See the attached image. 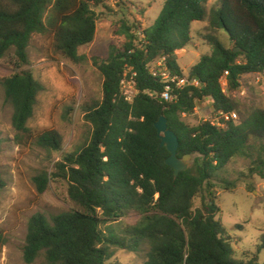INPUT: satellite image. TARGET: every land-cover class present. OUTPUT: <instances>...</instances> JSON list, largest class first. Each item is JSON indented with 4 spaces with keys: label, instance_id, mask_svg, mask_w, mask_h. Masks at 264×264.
Returning <instances> with one entry per match:
<instances>
[{
    "label": "trees",
    "instance_id": "trees-1",
    "mask_svg": "<svg viewBox=\"0 0 264 264\" xmlns=\"http://www.w3.org/2000/svg\"><path fill=\"white\" fill-rule=\"evenodd\" d=\"M210 1L164 0L148 28L122 20L123 46L111 45L104 60L92 58L103 80L101 100L83 106L90 138L78 152L64 155L54 173L42 171L32 178L39 195L51 179L65 180L67 196L78 209L50 217L33 215L22 250L24 263L32 264L44 253L47 264H121L110 262L112 249L137 252L147 246L143 264H264L256 254L235 259L227 231L217 219L220 208L215 197L216 183L233 187L218 174L234 159L248 161V175L264 180V110H253L222 128L207 121L190 126L182 120L206 99L216 116L238 111L224 87L235 92L243 76L264 75V0H217L208 11ZM104 2L0 0V60L10 55L21 69L28 65L32 36L52 34L57 53L73 64L84 62L78 50L93 42L99 19L94 9H108ZM205 21L211 31L225 34L230 47L215 35H205L211 52L201 56L187 75L198 85L177 89L169 81L173 100H162L167 84L150 74V63L164 59L172 77H184L176 52L191 43L192 25ZM127 70L129 76L135 74L137 95L132 102L121 93ZM0 86L12 109L14 131L27 133L43 85L31 72L21 70L0 81ZM161 116L177 137L178 158L195 157L192 167L177 177L164 163L169 153L159 147L154 128ZM36 144L58 152L62 138L45 132ZM4 187L0 173V192ZM198 197L201 206L193 209ZM131 212L140 219L133 226H122L121 220ZM261 251L264 230L256 246V253Z\"/></svg>",
    "mask_w": 264,
    "mask_h": 264
},
{
    "label": "rangeland",
    "instance_id": "rangeland-1",
    "mask_svg": "<svg viewBox=\"0 0 264 264\" xmlns=\"http://www.w3.org/2000/svg\"><path fill=\"white\" fill-rule=\"evenodd\" d=\"M211 0L208 11L217 6ZM108 9L95 8L98 15L96 33L92 43L79 48L78 54L85 57L80 64H73L63 58L53 48V35H33L27 49L28 65L17 69L10 55L0 60V81L21 70L29 71L39 81L44 90L37 98L28 132L17 135L11 125L12 109L4 102L0 86V173L5 187L0 192V264H26L22 259L29 219L41 213L47 217L78 208L67 196L68 184L62 179H51L46 191L39 195L35 191L32 178L42 171L54 173V165L66 154L78 152L89 140L91 127L84 121L83 106L102 97V77L92 63L108 55L111 45L121 48L126 41L121 34L122 20L138 22L142 28L151 26L159 16L164 0H105ZM217 36L230 47L225 34L218 29L211 31L208 22H196L191 27L192 41L183 50L177 51V62L184 76L199 58L211 52L204 36ZM228 95L236 104L237 118L246 116L253 110H264V75H245L240 80V88ZM237 119V120H238ZM190 126L201 122L217 124L219 116L212 113L210 100L199 103L193 114L183 116ZM56 132L62 138V148L58 152L47 151L36 144V139L45 132ZM194 156L186 162L192 167ZM218 178L233 183L225 189L216 183V204L220 208L217 219L224 225L230 238L235 259L258 256L264 261V251L256 253V246L264 230V180L248 175V161L242 158L232 160ZM217 182V181H216ZM193 209L201 206V198L194 200ZM140 219L131 212L121 220L122 226H133ZM116 226V225H114ZM110 262L121 264H143L148 252L142 246L137 252L112 249ZM32 264H47L44 253Z\"/></svg>",
    "mask_w": 264,
    "mask_h": 264
},
{
    "label": "built area",
    "instance_id": "built-area-1",
    "mask_svg": "<svg viewBox=\"0 0 264 264\" xmlns=\"http://www.w3.org/2000/svg\"><path fill=\"white\" fill-rule=\"evenodd\" d=\"M136 34L139 39L141 40L144 39V35L142 31H138ZM149 70H150V74L153 77L158 78L160 79L161 82L167 84L165 86L164 92L160 95V98L166 102H171L173 100V96L170 94V87L168 85L169 81H174L177 89H182L188 84L193 85V86L198 85V82L196 80H193V79L189 80L187 76L180 77V78L177 76L172 77L164 63V59H159L153 63H150ZM128 74H129V71L127 70L124 73V76L120 82V86H121V93L124 96L125 100L128 102H132L135 96L137 95L136 82L134 79L135 74L131 73L130 76ZM227 74L228 73L225 72L223 78L221 79L222 85L226 84L225 76H227ZM219 118L220 120L215 125L221 128L224 127L225 122L236 121L238 119L235 112H232V113H222L221 112L219 114Z\"/></svg>",
    "mask_w": 264,
    "mask_h": 264
},
{
    "label": "water",
    "instance_id": "water-1",
    "mask_svg": "<svg viewBox=\"0 0 264 264\" xmlns=\"http://www.w3.org/2000/svg\"><path fill=\"white\" fill-rule=\"evenodd\" d=\"M238 51V49H235ZM154 128L156 130L157 138L160 140L159 147H164L169 156L164 161L165 165L173 170L174 177H177L180 172L186 171L188 167L187 160L190 159V155H185L181 159L177 156L178 140L175 134L167 128L166 119L160 117L155 123Z\"/></svg>",
    "mask_w": 264,
    "mask_h": 264
}]
</instances>
